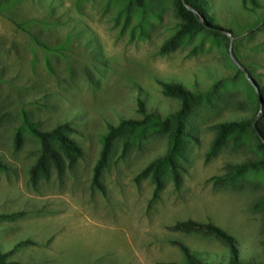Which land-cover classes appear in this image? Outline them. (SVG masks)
Listing matches in <instances>:
<instances>
[{
  "label": "rangeland",
  "instance_id": "1",
  "mask_svg": "<svg viewBox=\"0 0 264 264\" xmlns=\"http://www.w3.org/2000/svg\"><path fill=\"white\" fill-rule=\"evenodd\" d=\"M191 5L199 14L189 23L179 0H0V213L23 212L0 221L8 260L183 264L178 242L202 260L230 264L214 236L169 229L191 219L231 234L238 262L264 264V138L251 125L264 123V92L260 110L250 82L264 87V0ZM160 81L202 95L186 117L179 182L164 168L155 190L143 170L166 152L181 103ZM145 115L152 124L112 141L103 191L92 188L109 126ZM26 120L42 130L66 125L82 156L65 161L60 175L47 164L33 182L41 142ZM223 123L236 124L208 155Z\"/></svg>",
  "mask_w": 264,
  "mask_h": 264
},
{
  "label": "trees",
  "instance_id": "2",
  "mask_svg": "<svg viewBox=\"0 0 264 264\" xmlns=\"http://www.w3.org/2000/svg\"><path fill=\"white\" fill-rule=\"evenodd\" d=\"M185 3L188 0H184ZM193 9H188L184 6L182 0H179V13L186 19L187 22H197L199 11L196 5H191ZM197 13V14H196ZM162 92L165 95L176 96L180 99V107L172 115L174 126L170 133L169 145L166 152L153 160L143 170V173H151V177L155 184V190H158L161 186V174L164 168L170 169L172 177L175 183L179 182L178 169L179 165L177 159L181 156L183 150V139L187 137L186 134V117L190 112V103L198 100L202 93L196 90H190L179 82L160 81L159 82ZM259 92H264V87H258ZM138 110L142 113L145 112V106L142 102H139ZM153 123L147 115H145L143 121L135 119H123L117 125H110L107 134L104 136L103 146L100 152V156L94 166L91 186L92 188L103 191V187L100 183V174L103 167L108 160V154L110 152L112 141L122 134L124 130L130 129L135 125L143 124L148 126ZM28 126L29 131L34 134L41 142V155L39 156L36 164L31 169V179L34 182L39 174L47 175V164H51L58 175L62 174V170L65 161L68 165H71L77 158L82 156V149L75 143L67 134L65 128L66 125H57L50 130H42L37 127L33 122L26 120L25 123ZM236 123H223L218 125V133L215 142L213 143L208 155H212L220 142L223 141L224 135L232 128ZM260 136L264 138V123L257 121L255 124ZM130 142V137H127L123 142L122 154L125 153L127 146ZM240 168V167H239ZM7 166L0 162V170H6ZM264 203V201H262ZM23 212L16 211L10 213H0V221L4 219H15L21 216ZM169 229L174 231L191 232L198 231L204 234L212 235L215 238L222 241L228 247L229 254L231 256L230 264H239L238 262V249L235 238L227 233L225 230L216 226L211 222H198L195 220L177 221L173 225L169 226ZM176 245L184 253L185 262L183 264H222L221 262H208L202 260L196 256L193 251H190L182 243L176 242ZM10 251H0V264H20L15 260H8ZM177 264V263H166ZM255 264V263H253Z\"/></svg>",
  "mask_w": 264,
  "mask_h": 264
},
{
  "label": "water",
  "instance_id": "3",
  "mask_svg": "<svg viewBox=\"0 0 264 264\" xmlns=\"http://www.w3.org/2000/svg\"><path fill=\"white\" fill-rule=\"evenodd\" d=\"M182 2H183L184 5L186 4L184 0H182ZM229 51H230V55H232V54H231V41H230ZM232 59H233V58H232ZM233 60L235 61V63L238 65V67H239L242 71H245V69H244V67H243L242 65H240L235 59H233ZM246 76H247V74H246ZM247 77H248V76H247ZM248 79H249V78H248ZM250 82L254 85L255 90H256V93L258 94V98H259V102H260V110H261V108H262V101H261V98H260V95H259V94H260L259 89H258L257 85H256L252 80H250ZM255 120H256V118L253 119L251 125H252V127H253L255 133L261 138L259 132H258L257 129H256V126H255ZM239 264H245V263H239ZM255 264H259V263H255Z\"/></svg>",
  "mask_w": 264,
  "mask_h": 264
}]
</instances>
